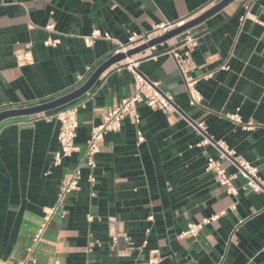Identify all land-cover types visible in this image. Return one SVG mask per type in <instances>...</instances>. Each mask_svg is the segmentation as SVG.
Here are the masks:
<instances>
[{"label": "crops", "instance_id": "obj_1", "mask_svg": "<svg viewBox=\"0 0 264 264\" xmlns=\"http://www.w3.org/2000/svg\"><path fill=\"white\" fill-rule=\"evenodd\" d=\"M218 1L0 0V112L50 102L82 86L117 47L106 39L86 45L83 36L94 30L125 43L134 32L191 21ZM261 21L264 0H235L191 28L198 35L192 74L211 73L199 83L200 107L190 104L170 53L182 49L179 36L158 44L153 56H133L132 68L126 61L108 68L90 91L66 106L78 107L79 151L59 166L52 163L59 124L49 117L65 107L1 122L0 264H19L43 228L37 264H147L152 253L160 264H264ZM22 51H29L33 62L20 64ZM225 62L228 70L220 68ZM133 71L173 94L175 111L139 104L144 141L138 142L137 128L125 118L121 130L101 144L94 188L83 170L79 190L47 223L92 127L133 93ZM236 113L242 123L230 118ZM200 122L212 143L198 145ZM216 141L233 152L234 158H222L223 166L234 171L233 160L249 161L263 190L227 194L206 170L210 155L221 156ZM244 182L240 178L235 185ZM217 214L222 215L197 237H181L190 223Z\"/></svg>", "mask_w": 264, "mask_h": 264}, {"label": "built area", "instance_id": "obj_2", "mask_svg": "<svg viewBox=\"0 0 264 264\" xmlns=\"http://www.w3.org/2000/svg\"><path fill=\"white\" fill-rule=\"evenodd\" d=\"M247 15H249V13H247L245 17ZM187 22V20H180L175 23H164L159 25L154 31L142 34L134 32L129 36L127 42L125 43L113 38L108 32H101L100 30H94L90 34L83 36V40L88 46H93L98 39L111 40L117 45L114 50V55L118 53H127L129 50L148 44L151 40L158 38ZM260 23L264 27V21H261ZM53 28V25L47 26L48 30H53ZM179 38L182 42V49L180 51L173 49L170 50V53L175 57L183 74L190 104L195 107H200L203 104L204 96L200 91L199 83L201 80L209 78L211 73L205 75L192 74L195 67L193 52L198 45L197 37L192 29L184 31L179 35ZM156 46L157 45L150 46L140 54L153 56L156 54ZM17 57L20 64L33 62V56L29 51L19 52ZM132 58L133 57H127L120 63L126 61L128 66L132 68L135 64ZM220 68L228 70V62H225ZM133 73L135 74L133 93L129 97L124 98L111 110L104 113L102 121L92 127L85 142L83 157L72 170L68 179L61 185L58 193L57 204L46 217L47 223L50 222L53 215L59 208H63L65 206L68 196L79 190L83 170L86 169L89 171L88 181L90 182L92 188H94L97 180L95 176L97 156L100 153L101 144L104 142L108 134L116 133L121 130L125 118H129L130 122L137 128L138 142L141 143L144 141V135L138 128L141 122V116L138 111L139 104H145L146 106L154 110H160L165 114H171L175 111V100L173 94L160 90L156 83L154 84L150 82L137 72L133 71ZM49 118H55L59 124V149L55 152L52 160L54 166H59L63 163L65 158H69L74 153L79 151V145L76 142L78 134L77 130L79 127L78 107L76 105H71L58 109ZM230 118L237 123H242L241 117L237 113L230 116ZM197 130H199L201 134L203 133V139L198 143L199 146L212 143L211 139L206 135V133H204L205 124L203 122L197 124ZM215 145L220 149L221 156L216 157L210 155L207 159L206 170L215 174L217 182L224 188L228 195L236 196L240 190L245 192H259L263 190L262 183L257 176L258 169L256 166L247 160L235 159L233 160L235 170L229 171L223 166L222 158H234L232 150L227 147L224 141H216ZM240 178L244 179L245 182L240 187H237L235 185V181ZM92 194L95 195V192L93 191ZM231 208L234 209L235 204H233ZM63 214H65V212ZM221 215L222 214H217L210 218H204L198 223H190L187 229L182 232L181 237H197L204 226L217 220ZM44 230L45 228L40 229L33 236L32 244L26 249V253L20 260L19 264H37V247ZM52 264L63 263L55 261ZM147 264H160L159 256L152 253Z\"/></svg>", "mask_w": 264, "mask_h": 264}, {"label": "water", "instance_id": "obj_3", "mask_svg": "<svg viewBox=\"0 0 264 264\" xmlns=\"http://www.w3.org/2000/svg\"><path fill=\"white\" fill-rule=\"evenodd\" d=\"M233 1L235 0H220L212 8H210L209 10H207L206 12H204L197 18H194L193 20L188 21L184 25L180 27H176L170 30L169 32H167L166 34L151 40L148 44L131 49L127 53H118V54L113 55L111 58L106 60L101 66H99L82 86H80L79 88L75 89L74 91L64 96H61L50 102L38 104L35 106H31V107L12 108V109L1 111L0 112V123L10 118L25 117V116L40 114V113H44V112L51 111L54 109L66 107L67 105L80 99L88 91H90L92 87L96 84V82L99 80L101 75L111 66L122 62L127 57H133L137 54H140L141 52L145 51L150 46L162 44L174 37L179 36L184 31L191 29L200 23H203L209 17L220 12ZM195 36L198 37V35H195Z\"/></svg>", "mask_w": 264, "mask_h": 264}]
</instances>
